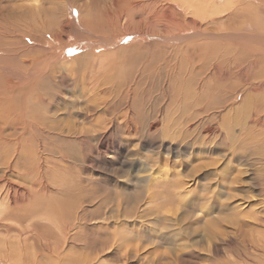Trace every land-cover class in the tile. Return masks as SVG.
I'll use <instances>...</instances> for the list:
<instances>
[{"label": "rangeland", "instance_id": "obj_1", "mask_svg": "<svg viewBox=\"0 0 264 264\" xmlns=\"http://www.w3.org/2000/svg\"><path fill=\"white\" fill-rule=\"evenodd\" d=\"M202 1L0 0V264H256L264 56L218 37L264 39V0Z\"/></svg>", "mask_w": 264, "mask_h": 264}, {"label": "bare ground", "instance_id": "obj_2", "mask_svg": "<svg viewBox=\"0 0 264 264\" xmlns=\"http://www.w3.org/2000/svg\"><path fill=\"white\" fill-rule=\"evenodd\" d=\"M243 1V0H242ZM258 1V0H257ZM203 3L200 5V7L199 8H203V9H205V10H207V11H209L210 13H211V20H213V18L215 19V17H217L218 15H221V14H225L226 12H228L229 11V14H231V11H232V9L235 7H238V5L239 4H241V5H243L242 3H241V1L240 0H226V1H223V3H221V7L219 6V5H216V3H214V2H209V1H207V0H205V1H202ZM254 2V1H253ZM262 2H264V1H262ZM245 3H248L247 1H245ZM261 3V2H260ZM251 4V3H250ZM250 4H249V6H250ZM169 5V4H168ZM262 5V4H261ZM184 6H185V11H187V12H189V11H194V9H195V7L193 6V3L191 4L190 2H184ZM257 6V5H256ZM260 6V5H259ZM242 7V6H241ZM246 7H248V5L246 6ZM254 7H255V5H254ZM260 8H262V7H260ZM251 9V8H250ZM253 9V8H252ZM231 10V11H230ZM237 10V9H236ZM235 10V11H236ZM255 10V9H254ZM253 10V11H254ZM245 10H243L242 9V12H244ZM170 11L169 10H166L165 11V18H166V23L168 24V25H173V26H175V25H177V29H179L180 27H181V23L178 21V20H176L170 13H169ZM238 12V11H237ZM248 11H245V13H247ZM204 13V15H206L207 14V12L205 11V12H203ZM239 14H241L240 12H238ZM244 13V14H245ZM192 14H194V12H192ZM243 14V15H244ZM258 15V14H257ZM239 16V15H238ZM242 16V15H241ZM246 15H244V17H245ZM256 16V15H255ZM261 17V16H260ZM235 18V17H234ZM238 18H240L241 19V17H238ZM246 18V17H245ZM207 19V17H205V19L204 20H206ZM233 19V18H232ZM231 19V20H232ZM235 19H237V18H235ZM243 19V18H242ZM241 19V20H242ZM259 19V18H258ZM247 20V19H246ZM262 21H264L263 19H261ZM233 21V20H232ZM235 21V20H234ZM252 21H254L253 19H252ZM237 22H239V20H237ZM256 22V21H255ZM260 22V21H259ZM258 22V23H259ZM229 23H232V22H229ZM258 23H256V24H258ZM261 23V22H260ZM262 24H263V22H262ZM128 25V24H127ZM232 25H234L235 26V24L234 23H232ZM172 26V27H173ZM233 26V27H234ZM240 26H241V24H240ZM168 27V26H167ZM242 27V26H241ZM246 27V26H245ZM244 27V28H245ZM250 26H248V28H249ZM257 27V26H256ZM255 27V28H256ZM259 27H262L261 26V24L259 25ZM171 28V27H170ZM175 28V27H174ZM228 28V27H227ZM254 28V29H255ZM198 29V28H197ZM241 28H239L238 30H240ZM247 29V28H246ZM250 29V28H249ZM261 29V28H260ZM262 29H264V27H262ZM181 30V29H180ZM180 30H178V31H180ZM183 31H184V29H182ZM182 30H181V32H182ZM232 30V29H231ZM235 30V29H234ZM242 30V29H241ZM225 31V30H224ZM264 31V30H263ZM180 32V33H181ZM209 32V31H208ZM229 32V30L227 31V33ZM234 32V31H233ZM235 32H237V31H235ZM259 32V31H258ZM260 33V32H259ZM231 34V33H230ZM246 34V33H245ZM248 34V33H247ZM251 34V33H250ZM261 34V33H260ZM181 35V34H180ZM232 35V34H231ZM231 35H226V37L224 38V36L223 37H221V36H219L218 38L220 39V40H222V41H230L231 40V42H228V44L229 45H227L226 47H225V51L228 53V52H230V53H232V52H234L235 50H237L236 48L238 47V49L240 50V53L242 52H244L243 54H254V55H263L264 56V39H261V38H253V37H251V36H248V37H246V38H243V39H241V37L244 35H239V34H237L236 36H234V37H232ZM192 36V35H191ZM191 36H186L187 38H182L183 39V41L184 40H187V41H190L189 39L191 38ZM200 37H202V36H200ZM213 37H215V35H213ZM255 37V36H254ZM181 38V36H179L178 38H175V39H180ZM217 37H216V39H213V42H216V43H218L219 44V39H218ZM199 39V38H198ZM201 39V38H200ZM206 39V38H205ZM210 38H208V40H209ZM241 39V40H240ZM256 39V40H255ZM255 40V42L256 43H253V41ZM211 41V40H210ZM205 42V41H204ZM203 43V42H202ZM202 43H198V44H202ZM196 44V43H195ZM197 44V45H198ZM221 44V43H220ZM255 44H256V46L257 47H261V48H257V49H253L252 48V46H255ZM190 45V44H189ZM203 45V44H202ZM205 45V44H204ZM208 45V43L205 45V47ZM215 45V44H214ZM224 45V44H223ZM199 46V45H198ZM201 46V45H200ZM217 46H219V45H217ZM221 46V45H220ZM263 46V47H262ZM202 47V46H201ZM205 47H203V48H205ZM211 47V49H210V51H212L213 50V48H212V46H210ZM222 47V46H221ZM224 47V46H223ZM215 48V47H214ZM208 50V49H207ZM238 50V51H239ZM199 51V50H198ZM209 51V50H208ZM215 51V50H214ZM238 51H237V53H238ZM254 51H255V53H254ZM205 52V54H215V53H213V52H206V51H204ZM217 52V51H216ZM199 53V52H198ZM218 53V52H217ZM220 53V52H219ZM236 52L235 53H233V55L234 54H237ZM240 53H238L239 55H241L240 57H242V53L240 54ZM237 54V55H238ZM223 55V54H222ZM224 56V55H223ZM230 56V55H229ZM245 56V55H244ZM221 57V56H220ZM259 57V56H258ZM260 58H262V57H260ZM225 59H227V58H225ZM262 59H264V58H262ZM261 59V60H262ZM237 60V59H236ZM241 60H242V58H241ZM238 61V60H237ZM237 61H235V62H237ZM240 61V60H239ZM248 61V60H247ZM241 63V62H240ZM242 63H246L245 61L243 62L242 61ZM248 63H250V62H248ZM255 62L253 61V64H254ZM257 63H259V62H257ZM264 63V62H263ZM237 64V63H236ZM260 64V63H259ZM228 65V64H227ZM250 65V64H249ZM252 65V64H251ZM52 66V65H51ZM229 66V65H228ZM244 66H246V65H244ZM261 66V65H260ZM192 67V66H191ZM209 67V66H208ZM250 67V66H249ZM258 67V66H257ZM262 67V66H261ZM263 67H264V64H263ZM205 68V67H204ZM244 68V67H243ZM206 69V68H205ZM227 69H229V68H227ZM252 69H254L255 70V68H252ZM251 68H250V70H252ZM259 69V68H258ZM263 69V68H262ZM209 70V69H208ZM257 70V69H256ZM229 71V70H228ZM230 72V71H229ZM217 73V72H216ZM225 73V72H224ZM212 75V74H211ZM224 75V74H223ZM243 75V74H242ZM244 76H246V75H244ZM261 76V75H260ZM264 78V77H263ZM242 81V80H241ZM244 82H246V80L244 81ZM248 82V81H247ZM263 82V81H262ZM253 83V82H252ZM261 83V82H260ZM10 86V85H9ZM261 86V85H260ZM251 87V86H250ZM262 87V86H261ZM260 87V88H261ZM221 88V87H220ZM219 88V89H220ZM234 88V87H233ZM259 88V87H258ZM264 88V87H263ZM14 89V88H13ZM230 89V88H229ZM247 89H250V88H247ZM257 89V88H256ZM222 90V89H221ZM260 90V89H259ZM17 91V90H16ZM194 91V90H193ZM12 92V91H11ZM232 92V91H231ZM163 94V93H162ZM229 94V93H228ZM262 94V93H261ZM16 95V94H15ZM230 95V94H229ZM226 96H228V95H226ZM14 97V96H13ZM24 98V97H23ZM235 98H236V96H235ZM255 98V97H254ZM191 99V98H190ZM230 99V98H229ZM239 99V98H238ZM263 99V98H262ZM261 99V100H262ZM19 100V99H18ZM255 100H256V98H255ZM231 101V100H230ZM236 101H237V99H236ZM258 101V100H257ZM263 101V100H262ZM16 102V101H15ZM18 102V101H17ZM218 102H220V101H218ZM225 102V101H224ZM247 102H248V100H247ZM216 103V102H215ZM223 103V102H222ZM222 103H220V104H222ZM249 103V102H248ZM255 103V102H254ZM17 104V103H16ZM25 104H27V103H25ZM239 104H242V103H239ZM247 104V103H246ZM253 104V103H252ZM251 103H250V105H252ZM208 105V104H207ZM11 106V105H10ZM25 106V105H24ZM224 106V105H223ZM235 106V105H234ZM196 107H197V105H196ZM195 107V108H196ZM200 107V106H199ZM206 107V106H205ZM216 107V106H215ZM238 107H239V105H238ZM237 107V109H239ZM241 107H242V105H241ZM249 107V106H248ZM254 107V106H253ZM4 108H6V107H4ZM25 108V107H24ZM194 108V109H195ZM208 108V107H207ZM206 108V109H207ZM214 108V107H213ZM233 108V107H232ZM252 108V107H251ZM16 109V108H15ZM46 109V108H45ZM202 109V108H201ZM204 109V108H203ZM244 109H246V108H244ZM222 110V109H221ZM240 110V109H239ZM194 111V110H193ZM206 111V110H205ZM208 111V110H207ZM192 112V111H191ZM210 113H211V111H209ZM213 112V111H212ZM232 113H233V111H231ZM255 112V111H254ZM26 113V112H25ZM46 113V112H45ZM49 113V112H48ZM51 113V112H50ZM198 113H201V112H198ZM213 113H215V112H213ZM22 114H24V113H22ZM242 114H245V112L242 110ZM256 114H257V112H256ZM262 114V113H261ZM37 115V114H36ZM191 115V114H190ZM219 115V114H218ZM229 115V114H228ZM246 115V114H245ZM258 115H259V113H258ZM12 116V115H11ZM13 116H15V115H13ZM47 116V115H46ZM247 116H249V115H247ZM19 117V116H18ZM173 117V116H172ZM196 117H198V115L196 116ZM205 117V116H204ZM241 117V116H240ZM17 118V117H16ZM255 118H256V116H255ZM14 119H15V117H14ZM203 119V118H202ZM37 120V119H36ZM58 120V119H57ZM194 120V119H193ZM208 120V119H207ZM256 120V119H255ZM259 120V119H258ZM264 120V119H263ZM15 121V120H14ZM17 121H18V119H17ZM252 121V120H251ZM249 122V123H254L253 121L252 122ZM257 121V120H256ZM262 121V120H261ZM260 121V122H261ZM54 121L52 120V123H53ZM60 122V121H59ZM247 122V121H246ZM259 121H258V124L260 123ZM39 123V122H38ZM263 123H264V121H263ZM204 124V123H203ZM216 124V123H215ZM261 124V123H260ZM19 125H20V123H19ZM253 125V124H252ZM18 127V126H17ZM53 127V126H52ZM255 127H258V126H255ZM259 127H261V125L259 126ZM264 127V126H263ZM21 129V128H20ZM196 129V128H195ZM257 129V128H256ZM261 129H262V127H261ZM18 131V130H17ZM250 131V130H249ZM215 132V131H214ZM232 133V132H231ZM215 134V133H214ZM227 134V133H226ZM257 134V133H256ZM220 135V134H219ZM248 135V134H247ZM258 135V134H257ZM218 136V135H217ZM227 136V135H226ZM212 138V137H211ZM253 139V138H252ZM215 140V139H214ZM213 140V141H214ZM212 141V142H213ZM213 144V143H212ZM221 144V143H220ZM26 145V144H25ZM215 145V144H214ZM219 146V145H218ZM247 147V146H246ZM245 147V148H246ZM249 149H250V147H248ZM211 149V148H210ZM251 150V149H250ZM32 152V151H31ZM255 153V152H254ZM257 154V153H256ZM16 155V154H15ZM251 155H253V154H251ZM4 165H6V164H4ZM3 166V165H2ZM5 168H6V166H5ZM145 181H147V179H145ZM151 181H152V179H151ZM147 182H149V181H147ZM218 188V187H217ZM230 189V188H229ZM224 190V189H223ZM231 190V189H230ZM229 190V192H231ZM214 194V193H213ZM232 197H234L232 194H228V196H227V200H230ZM233 202V201H232ZM236 202V201H235ZM231 207V206H230ZM170 212V211H169ZM174 214V213H173ZM224 214V213H223ZM165 216V215H164ZM175 216V215H174ZM239 217V216H238ZM172 218V217H171ZM175 218V217H174ZM166 219H169V221H171V222H169V223H172L173 221L170 219V217L168 218V216H167V218ZM240 219V218H239ZM245 219V218H244ZM247 220V219H246ZM175 221V220H174ZM249 221V220H248ZM247 221V222H248ZM251 221V220H250ZM175 222H177V220L175 221ZM247 222L246 221H244V220H242V222L240 221V226L241 227H245V226H247V225H249V224H253V223H249V224H247ZM224 223V222H223ZM175 224V223H174ZM219 224V223H218ZM168 225V224H167ZM214 225V224H213ZM86 226V225H85ZM170 226V225H169ZM229 226V225H228ZM167 227V226H166ZM174 227V226H173ZM172 227V228H173ZM218 226H216V228H217ZM215 228V227H214ZM165 229V228H164ZM68 230V229H67ZM166 230H167V228H166ZM171 230H173V229H171ZM215 230H217V229H215ZM71 231V230H70ZM213 231V230H212ZM225 232H226V230H225ZM109 233V232H108ZM229 233V232H228ZM110 234V233H109ZM217 234V233H216ZM244 234V233H243ZM113 235V234H112ZM206 235V234H205ZM259 235V234H258ZM178 237H179V235H177ZM188 236V235H187ZM208 236H209V234H208ZM212 236V235H211ZM211 236H209V237H211ZM215 236V235H214ZM104 237V236H103ZM106 237V236H105ZM111 237V236H110ZM114 237V236H113ZM207 239V238H206ZM60 240V239H59ZM117 240V239H116ZM116 240H114V241H116ZM211 240H213L212 238H211ZM210 240V243L212 242ZM3 241H7V239H4ZM69 241V240H68ZM75 241V240H74ZM113 241V242H114ZM118 241V240H117ZM19 243L20 244H22L23 246H25V241H19ZM116 243V242H115ZM118 243H119V241H118ZM118 243H117V245H118ZM125 243V242H124ZM46 244H47V242H46ZM105 244V243H104ZM114 244V243H113ZM189 244V243H188ZM208 244H209V241H208ZM208 244H207V246H208ZM4 245H6V248H7V243H4ZM41 245V244H40ZM110 246V245H109ZM112 246H114V245H112ZM111 246V247H112ZM122 246V245H121ZM121 246H115V248H118V247H121ZM102 247V246H101ZM182 248V247H181ZM112 250H113V248H111ZM189 249V248H188ZM108 250H110V249H108ZM86 251V250H85ZM255 251L256 252H258V251H260V252H258V253H256L255 255H253V256H255L254 257V259H252V258H249L247 261L249 262V261H252V262H254V263H263L264 264V262H262V261H260V260H264V248L262 249V250H259V249H255ZM20 252V251H19ZM96 252V251H95ZM113 252V251H112ZM111 252V253H112ZM101 253V252H100ZM129 250H127V249H125V248H123V249H121V250H119L118 251V254H116V255H118V257H119V259H121V257H128L129 258ZM83 254V253H82ZM98 254V253H97ZM99 255L100 254H98V257H99ZM54 256V255H53ZM252 256V257H253ZM55 257V256H54ZM100 257H101V255H100ZM99 257V258H100ZM128 258H127V260H123V263L124 262H128ZM124 259V258H123ZM257 259V260H256ZM239 261V260H238ZM243 261H244V259H243ZM96 263V262H95ZM55 264V263H54ZM228 264H231V263H228ZM236 264H239V263H236ZM240 264H244V262L243 263H240ZM248 264V263H247ZM253 264V263H252Z\"/></svg>", "mask_w": 264, "mask_h": 264}]
</instances>
